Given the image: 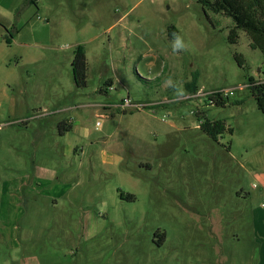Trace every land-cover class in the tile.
Wrapping results in <instances>:
<instances>
[{
	"label": "rangeland",
	"instance_id": "374dc122",
	"mask_svg": "<svg viewBox=\"0 0 264 264\" xmlns=\"http://www.w3.org/2000/svg\"><path fill=\"white\" fill-rule=\"evenodd\" d=\"M234 24L198 0H0V264H264V53Z\"/></svg>",
	"mask_w": 264,
	"mask_h": 264
},
{
	"label": "trees",
	"instance_id": "16d2710c",
	"mask_svg": "<svg viewBox=\"0 0 264 264\" xmlns=\"http://www.w3.org/2000/svg\"><path fill=\"white\" fill-rule=\"evenodd\" d=\"M205 9H210L215 13H222L232 17L234 26L230 29L229 39L236 42L239 37V30H244L249 35L250 45L253 48H260L264 53V0H198ZM206 11V10H205ZM207 13V11H206ZM170 34L176 32L175 26L170 27ZM241 65L244 64L240 55L236 54ZM74 79L78 86L87 84V56L82 45L77 46L72 62ZM248 89L256 99L258 107L264 111V80L249 77ZM210 98L217 104H225L226 98L215 93L210 94ZM63 130H70L71 125L62 122ZM203 129L213 138H217L226 130L225 122L221 120L203 123ZM232 130V129H230ZM133 198V195H129Z\"/></svg>",
	"mask_w": 264,
	"mask_h": 264
},
{
	"label": "clouds",
	"instance_id": "9594fccd",
	"mask_svg": "<svg viewBox=\"0 0 264 264\" xmlns=\"http://www.w3.org/2000/svg\"><path fill=\"white\" fill-rule=\"evenodd\" d=\"M187 48H188V46L184 42L183 37L180 36L179 34L173 33V41H172L173 52L178 53L180 51H187ZM167 83L169 84V86L173 87L176 95H183L184 94L183 88L173 84V82L170 79L167 81Z\"/></svg>",
	"mask_w": 264,
	"mask_h": 264
},
{
	"label": "crops",
	"instance_id": "0c3cea01",
	"mask_svg": "<svg viewBox=\"0 0 264 264\" xmlns=\"http://www.w3.org/2000/svg\"><path fill=\"white\" fill-rule=\"evenodd\" d=\"M63 122H65L67 125H71V128L73 129V123L72 122H66L65 120L63 121ZM68 133V132H67ZM64 135H66V134H64ZM45 173H43L42 171H40V174L39 175H35V177H34V179H33V181H32V183L33 184H35V183H37V181H39L40 182V180H41V178H46V177H43V175L44 176H47V174H48V171L47 170H45L44 171ZM259 264H261V262H259Z\"/></svg>",
	"mask_w": 264,
	"mask_h": 264
},
{
	"label": "built area",
	"instance_id": "2783aa9c",
	"mask_svg": "<svg viewBox=\"0 0 264 264\" xmlns=\"http://www.w3.org/2000/svg\"><path fill=\"white\" fill-rule=\"evenodd\" d=\"M263 80H264V78H263ZM228 92H227V90H216V91H213L212 93H215L217 95H220V96H223L224 97V96H227L228 95Z\"/></svg>",
	"mask_w": 264,
	"mask_h": 264
}]
</instances>
